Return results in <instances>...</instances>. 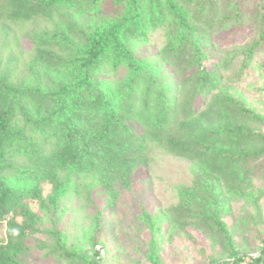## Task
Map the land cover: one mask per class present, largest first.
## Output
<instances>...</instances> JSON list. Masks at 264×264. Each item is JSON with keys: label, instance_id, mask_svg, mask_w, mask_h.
Listing matches in <instances>:
<instances>
[{"label": "trees", "instance_id": "trees-1", "mask_svg": "<svg viewBox=\"0 0 264 264\" xmlns=\"http://www.w3.org/2000/svg\"><path fill=\"white\" fill-rule=\"evenodd\" d=\"M40 17L52 20L30 37L32 65L18 75L0 65V226L8 227L0 264H27L21 256L35 244L56 264H103L68 247L59 225L63 188H77L76 173L92 174L106 189L133 183L154 147L202 162L173 211L210 231L229 257L215 263L264 264V245L257 258L241 254L225 221V194L244 195L250 180L243 173L252 178L264 167L255 163L264 133L243 124L261 123L260 116L223 88L222 73L240 59L243 75L264 49V0H0L6 25ZM248 22L252 40L209 67L211 32ZM159 28L166 37L159 55L139 56L138 45ZM47 181L49 227L25 201L42 198ZM148 257L161 264L155 236Z\"/></svg>", "mask_w": 264, "mask_h": 264}, {"label": "rangeland", "instance_id": "rangeland-1", "mask_svg": "<svg viewBox=\"0 0 264 264\" xmlns=\"http://www.w3.org/2000/svg\"><path fill=\"white\" fill-rule=\"evenodd\" d=\"M109 6H113L112 2L104 5L105 9ZM51 20V17L25 22L11 20L10 25L0 21L1 67L4 69L11 64L15 68L14 75L30 67L34 56L30 37L47 29ZM210 36L207 65L213 67L226 56V50L247 45L254 37V27L248 22L242 26L216 29ZM165 41L164 31L159 28L150 34L148 42L138 45L137 54L153 60ZM263 51L255 56L243 75L240 73V59L222 73L226 80L223 88L232 95H241L260 116L261 123L244 120L243 124H250L264 133ZM166 67L173 74L175 70L167 63ZM123 72L119 69L115 77ZM173 75L176 76V73ZM134 124V128L138 129L137 123ZM263 161L264 156L255 163ZM201 170L204 166L197 159L154 147L150 152L148 168L138 171L133 183H117L112 189H106L92 174L76 173L75 179L70 182L77 188H63L67 209L64 220L59 223L61 227L66 226L64 237L68 247L73 246L90 257L98 256L103 264H152L148 253L155 236L161 264H206L229 259L227 255H221L222 246L214 242L209 230L188 225L189 221L178 219V213L173 211L181 200L179 191L192 186L195 175ZM240 171L238 169L239 174ZM243 176L250 180L248 187L242 189L247 192L244 195L225 194L224 216L238 251L257 258L264 245V167L257 168L252 178L244 173ZM219 178L222 180L223 175ZM42 186L43 199L35 201L26 197L25 201L38 213L43 225L49 227L52 226L49 219L51 211L47 213L49 204L46 196L51 192L52 184L47 181ZM144 209L148 214L144 213ZM7 229L6 225L0 226V241L6 240ZM39 236L47 240L42 233ZM32 242L35 243V240L31 238L29 243ZM45 253L35 244L21 259L27 264H56L53 257Z\"/></svg>", "mask_w": 264, "mask_h": 264}, {"label": "built area", "instance_id": "built-area-1", "mask_svg": "<svg viewBox=\"0 0 264 264\" xmlns=\"http://www.w3.org/2000/svg\"><path fill=\"white\" fill-rule=\"evenodd\" d=\"M99 249H101V246L99 245ZM208 264H215V263H208Z\"/></svg>", "mask_w": 264, "mask_h": 264}, {"label": "clouds", "instance_id": "clouds-1", "mask_svg": "<svg viewBox=\"0 0 264 264\" xmlns=\"http://www.w3.org/2000/svg\"><path fill=\"white\" fill-rule=\"evenodd\" d=\"M209 263H211V262H209ZM215 263V262H214ZM206 264H208V263H206ZM216 264V263H215ZM241 264H243V263H241Z\"/></svg>", "mask_w": 264, "mask_h": 264}]
</instances>
